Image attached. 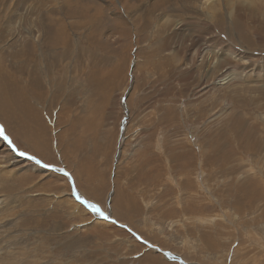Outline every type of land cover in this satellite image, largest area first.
Masks as SVG:
<instances>
[{
  "label": "rangeland",
  "instance_id": "rangeland-1",
  "mask_svg": "<svg viewBox=\"0 0 264 264\" xmlns=\"http://www.w3.org/2000/svg\"><path fill=\"white\" fill-rule=\"evenodd\" d=\"M140 1L0 0V264H264V0Z\"/></svg>",
  "mask_w": 264,
  "mask_h": 264
},
{
  "label": "bare ground",
  "instance_id": "bare-ground-1",
  "mask_svg": "<svg viewBox=\"0 0 264 264\" xmlns=\"http://www.w3.org/2000/svg\"><path fill=\"white\" fill-rule=\"evenodd\" d=\"M141 1H143V0H141ZM140 1V2H141ZM172 0H151V2H150V0L149 1H147V2H149L148 4L150 5V6H152L153 8L154 7H159V6H161V5H164V4H168L169 2H171ZM174 1V0H173ZM195 1L196 0H193V1H189L190 3H195ZM211 1V0H210ZM244 1V0H243ZM208 2V1H207ZM204 5H205V3H204ZM208 6V5H207ZM148 11V10H147ZM156 13V12H155ZM152 14V13H151ZM160 14V13H159ZM141 15V14H140ZM150 15V14H149ZM149 15H147V16H149ZM1 16V15H0ZM142 16V15H141ZM154 17V16H153ZM1 19V18H0ZM148 19V18H147ZM154 19V18H153ZM163 20H164V18H163ZM151 22V21H150ZM149 23V22H148ZM52 24V23H51ZM58 25V26H57ZM60 25H62V24H57V22H56V24L55 23H53L52 25H51V27H52V29H51V27H49L50 28V30L49 31H51V32H49L50 34L48 35V36H55V37H53V39H52V43H50V42H48L49 44H53V46H55V44H59V41H61V43H62V41H65V39H66V36H65V27L62 25V26H60ZM49 28H47V30L49 29ZM46 31V30H45ZM55 31V32H54ZM47 33V32H46ZM70 38V37H69ZM222 78L219 80V82L217 83V85L218 84H225V83H229V81H232L233 79H235V76L234 75H232V74H229L227 77H225V76H221ZM27 103V102H26ZM29 115H31V114H29ZM93 126V125H92ZM89 127V126H88ZM169 144V143H168ZM171 145V144H170ZM173 145V144H172ZM169 146V145H168ZM167 147V146H166ZM175 147V146H174ZM182 147V146H181ZM176 148V147H175ZM168 150V149H167ZM167 150H165L166 152H167ZM22 156V155H21ZM18 158V157H17ZM21 158V157H20ZM33 159V157H31V160ZM192 163V162H191ZM182 168V167H181ZM194 169V168H193ZM191 171V170H190ZM62 172V171H61ZM187 180V179H186ZM190 183V182H189ZM190 185V184H189ZM194 185V184H193ZM190 187H191V185H190ZM200 195V194H199ZM2 204V203H1ZM178 207V206H177ZM92 210V209H91ZM92 212H94L95 214H96V212L95 211H93L92 210ZM102 212V211H101ZM167 212V211H166ZM98 215V214H97ZM99 216V215H98ZM102 216H104V217H102ZM101 219H104V220H107V221H112L113 220V218H111V217H107V215H105L104 213H103V215H101V216H99ZM109 219V220H108ZM104 222V221H103Z\"/></svg>",
  "mask_w": 264,
  "mask_h": 264
},
{
  "label": "snow or ice",
  "instance_id": "snow-or-ice-1",
  "mask_svg": "<svg viewBox=\"0 0 264 264\" xmlns=\"http://www.w3.org/2000/svg\"><path fill=\"white\" fill-rule=\"evenodd\" d=\"M3 134V130L0 129V135ZM4 139H7V137L5 136ZM21 155H24V153H21ZM37 163H39V161H37ZM46 167V165H44ZM79 199V197H77ZM82 203H87L86 201H81ZM93 211H95L97 214L103 215V213L100 212V209L98 207H96L95 205H88Z\"/></svg>",
  "mask_w": 264,
  "mask_h": 264
},
{
  "label": "water",
  "instance_id": "water-1",
  "mask_svg": "<svg viewBox=\"0 0 264 264\" xmlns=\"http://www.w3.org/2000/svg\"><path fill=\"white\" fill-rule=\"evenodd\" d=\"M149 244V243H148ZM151 247H154V246H152L151 244H149ZM155 248V247H154ZM156 250H159L158 248H156ZM164 253V255L165 256H167V257H171V255L169 254V253H166V252H163Z\"/></svg>",
  "mask_w": 264,
  "mask_h": 264
}]
</instances>
